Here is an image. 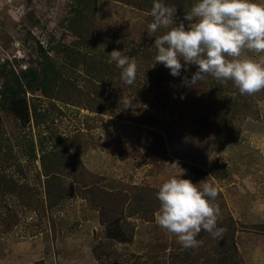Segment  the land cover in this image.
<instances>
[{
	"label": "rangeland",
	"instance_id": "rangeland-1",
	"mask_svg": "<svg viewBox=\"0 0 264 264\" xmlns=\"http://www.w3.org/2000/svg\"><path fill=\"white\" fill-rule=\"evenodd\" d=\"M194 4L177 8L174 23L187 27ZM75 9V0H0V91L38 71L40 44L54 46L49 56L73 80L61 91L83 94L64 101L27 92L12 106L26 105L28 119L0 103V177L12 180L10 188L0 183V264H262L253 246H264V91L241 95L211 75L192 85V64L165 101H153L140 90L143 79L170 70L135 53L166 31L148 35L151 10L97 0L82 38ZM114 49L136 60L133 84L108 63ZM51 151L69 159L62 173L69 191L53 207L41 168L42 152ZM180 172L218 189L223 239L202 230V246L185 249L156 224V193ZM113 216L118 221L108 223Z\"/></svg>",
	"mask_w": 264,
	"mask_h": 264
},
{
	"label": "clouds",
	"instance_id": "clouds-1",
	"mask_svg": "<svg viewBox=\"0 0 264 264\" xmlns=\"http://www.w3.org/2000/svg\"><path fill=\"white\" fill-rule=\"evenodd\" d=\"M175 12V8L154 0L151 9L154 20L147 27L148 35L166 30L155 36V63L163 64L174 77L187 65H196L192 85L211 75L221 84L232 81L241 95L264 91V3L197 0L185 13L187 27L183 22L174 23ZM113 62L121 70V79L133 84L138 70L136 60L114 49L108 60L110 64ZM217 196L214 185L193 183L182 178L180 172L160 185L155 222L177 237L185 249L202 246L203 241L197 239L202 230L221 240L226 229L217 227L221 214L219 205L214 203Z\"/></svg>",
	"mask_w": 264,
	"mask_h": 264
},
{
	"label": "trees",
	"instance_id": "trees-1",
	"mask_svg": "<svg viewBox=\"0 0 264 264\" xmlns=\"http://www.w3.org/2000/svg\"><path fill=\"white\" fill-rule=\"evenodd\" d=\"M97 0H75V11L72 12L71 16L73 18V21L76 23L77 26L80 27V30L78 32V35L82 38L86 37V33L84 31L88 30L86 23L88 22V14L89 11L94 9L95 2ZM125 3H130L140 9H144L147 11H150L153 7L154 0H119ZM162 3H164L166 6L173 7L175 9L182 7L183 3H196L197 0H161ZM160 2V0H159ZM83 18V21L85 22L84 25H81V19ZM54 46H48L47 49L42 48V46L38 45V52L40 56H43L44 60L41 64V67H39L38 71L34 72L31 75L30 79H22L15 77L13 80V83L5 85L4 88L0 91V103L5 104L7 109L15 113L17 116H20V119H28V113H27V106L25 105L24 108L21 110V112H18V110L14 109L12 106V102L14 101H24L26 100L25 94L27 92H35L39 91L42 95L57 99L58 95H66L64 98V101H72L69 97H81L83 94L79 89H77L75 86L74 88L67 87L65 91H61V87L64 85V82H69L72 84V81L68 77L61 76V69L57 66V64L53 61L52 57L49 56L48 52L53 49ZM136 55H140L143 59L148 61H155V56L157 54V50L155 47H143L138 52H135ZM70 66H76V61H72L70 63ZM108 66V65H107ZM118 70V68H117ZM158 75H151L149 78H144L141 85L140 90L142 91H148L149 96L151 98H154L153 101L157 100V102H163L165 101V97L167 94H170L169 89L171 88V85L176 83V76L174 77L169 73L168 71L165 73V75H162L159 71L157 72ZM121 76V75H120ZM93 78L95 74L92 76ZM220 85L221 83L218 82ZM71 89V90H70ZM70 90V91H69ZM73 90H76L77 92L73 94ZM69 98L68 100H65ZM11 101L10 106H7V103ZM73 103H76L73 101ZM14 110V111H13ZM24 110V112H23ZM1 129V128H0ZM1 133V130H0ZM0 144H1V138H0ZM1 147V146H0ZM11 149V147H9ZM1 150V148H0ZM32 151V152H31ZM0 156H3L0 154ZM30 156L35 157V153L33 154V149L30 148ZM51 159V161L46 164V158ZM69 166V159L66 158L65 154L62 153V151H54V152H42L41 154V168L43 175L45 176L44 184H45V194L46 199L49 201V207H53L58 202L62 201L67 197L68 188L65 186V184L62 182V173L68 168ZM0 183H4L5 186H8L9 188L12 187V180H6L0 177ZM105 194V193H104ZM102 195V194H101ZM106 197V196H104ZM100 201V200H99ZM123 201V200H122ZM119 205V202L116 201V203L113 204V206L117 207ZM118 221V218L116 216H113L110 218L107 222L112 224ZM107 223V225H109ZM264 226V224H263ZM112 237V236H111Z\"/></svg>",
	"mask_w": 264,
	"mask_h": 264
},
{
	"label": "crops",
	"instance_id": "crops-1",
	"mask_svg": "<svg viewBox=\"0 0 264 264\" xmlns=\"http://www.w3.org/2000/svg\"><path fill=\"white\" fill-rule=\"evenodd\" d=\"M260 245L259 246H253V251H254L253 258H255V260L257 259L258 256H260L261 258L264 257V246H260ZM64 261H66V260H64ZM76 261H77V259H76ZM259 261L262 262V264H264V259H259ZM65 264H72V262H68Z\"/></svg>",
	"mask_w": 264,
	"mask_h": 264
}]
</instances>
